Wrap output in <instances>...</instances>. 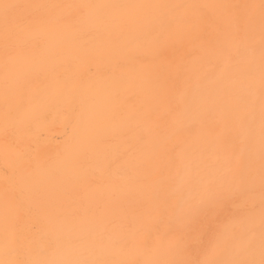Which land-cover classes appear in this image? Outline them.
Masks as SVG:
<instances>
[{
	"label": "bare ground",
	"instance_id": "6f19581e",
	"mask_svg": "<svg viewBox=\"0 0 264 264\" xmlns=\"http://www.w3.org/2000/svg\"><path fill=\"white\" fill-rule=\"evenodd\" d=\"M0 264H264V0H0Z\"/></svg>",
	"mask_w": 264,
	"mask_h": 264
}]
</instances>
